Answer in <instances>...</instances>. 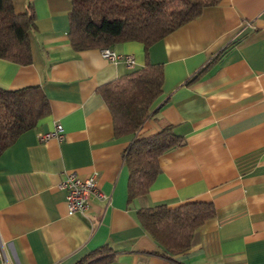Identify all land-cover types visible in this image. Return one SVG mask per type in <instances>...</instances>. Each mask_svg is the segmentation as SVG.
I'll use <instances>...</instances> for the list:
<instances>
[{"label": "crops", "instance_id": "1", "mask_svg": "<svg viewBox=\"0 0 264 264\" xmlns=\"http://www.w3.org/2000/svg\"><path fill=\"white\" fill-rule=\"evenodd\" d=\"M32 9V62L0 59V88L40 87L50 114L0 155V264H76L108 245L112 264H264V0H222L149 51L164 68L162 95L134 135L115 137L98 89L146 65L145 47L120 43L110 62L101 50L76 52L69 39L70 0H11ZM210 69L196 82L199 70ZM64 128L63 139L40 133ZM172 125L184 145L160 159L148 195L128 202L125 154L134 140ZM68 172L95 176L106 200L69 215L60 183ZM211 203L216 217L192 247L168 255L137 212L160 205Z\"/></svg>", "mask_w": 264, "mask_h": 264}, {"label": "trees", "instance_id": "2", "mask_svg": "<svg viewBox=\"0 0 264 264\" xmlns=\"http://www.w3.org/2000/svg\"><path fill=\"white\" fill-rule=\"evenodd\" d=\"M70 1L69 39L74 51L101 50L126 42H138L145 47L147 62L143 68L98 89L112 113L115 137L119 139L141 129L162 95L164 68L149 62L150 48L222 0ZM36 29L32 9L16 14L11 0H0V59L31 64L29 34ZM210 66L195 73L188 83L199 80ZM49 114L50 104L40 87L16 91L0 88V155ZM184 142L172 125L132 142L125 154L129 203L148 195L161 172V157ZM137 217L166 254L177 255L192 247L197 230L216 217V209L211 203L191 201L177 207L144 208L137 212ZM114 260V253L105 245L76 264H112Z\"/></svg>", "mask_w": 264, "mask_h": 264}, {"label": "built area", "instance_id": "3", "mask_svg": "<svg viewBox=\"0 0 264 264\" xmlns=\"http://www.w3.org/2000/svg\"><path fill=\"white\" fill-rule=\"evenodd\" d=\"M104 59L107 61L125 62L129 68H133L135 60L133 56L117 55L111 48L101 49ZM64 128L61 124H57L51 132L40 133L38 135L40 142H47L53 138L62 140ZM96 176V175H95ZM95 176L89 178H81L75 172H68L65 179L60 183V188L66 192V203L69 215H84L90 209L93 199L106 200V195L98 187ZM5 263L12 264L5 256Z\"/></svg>", "mask_w": 264, "mask_h": 264}]
</instances>
